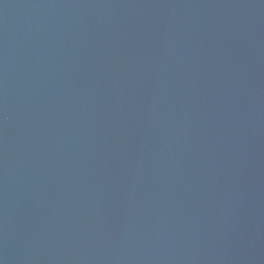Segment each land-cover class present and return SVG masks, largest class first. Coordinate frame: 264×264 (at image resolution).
<instances>
[{
    "label": "water",
    "instance_id": "95a60500",
    "mask_svg": "<svg viewBox=\"0 0 264 264\" xmlns=\"http://www.w3.org/2000/svg\"><path fill=\"white\" fill-rule=\"evenodd\" d=\"M0 264H264V0H0Z\"/></svg>",
    "mask_w": 264,
    "mask_h": 264
}]
</instances>
